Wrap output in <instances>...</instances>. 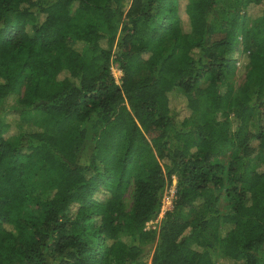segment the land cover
<instances>
[{
  "label": "trees",
  "instance_id": "trees-1",
  "mask_svg": "<svg viewBox=\"0 0 264 264\" xmlns=\"http://www.w3.org/2000/svg\"><path fill=\"white\" fill-rule=\"evenodd\" d=\"M148 258L264 264V0H0V264Z\"/></svg>",
  "mask_w": 264,
  "mask_h": 264
},
{
  "label": "rangeland",
  "instance_id": "rangeland-1",
  "mask_svg": "<svg viewBox=\"0 0 264 264\" xmlns=\"http://www.w3.org/2000/svg\"><path fill=\"white\" fill-rule=\"evenodd\" d=\"M183 3H184V1L181 2L180 7L183 6ZM222 3L228 9V11H231L233 13L240 10V0H222ZM219 35H220V33L215 31V32H213L212 38L216 39L219 37ZM170 46H171L170 42L166 43L164 50L167 52L169 50ZM235 65H236L235 72L232 75H226L224 77V82L230 83L232 85H237L242 81L241 63L239 61H237V63ZM111 72H112V75H113L115 81H117V79L121 75V72L115 64L112 65ZM140 73L144 74V69H142L140 71ZM24 118L33 120L35 123H39L41 116L37 113L28 112V113H26V115H24ZM197 122H198V114L193 113L188 120L189 128L193 129L196 126ZM233 155H234V151L226 150L223 153V155L221 156L220 161L224 164H227L228 162L232 161ZM252 164L255 165V158L252 161ZM176 181H177L176 176L173 175L171 177V182L169 183L168 187L163 192L162 205L164 206V208L162 207V209H160V211H163L164 209H166V211H167L171 208L170 205H172V201L174 199V189H175ZM131 192H132V189H131V187H129L127 189V191L125 192V195L123 197V206H124L125 211L128 210L129 206H130ZM220 208L222 211L227 209V204H226V201L224 200L223 197L220 200ZM156 220L157 219L150 220L146 224L145 228H152V226H155ZM145 264H150L149 258L145 261ZM218 264H225V262L223 260L219 259Z\"/></svg>",
  "mask_w": 264,
  "mask_h": 264
},
{
  "label": "built area",
  "instance_id": "built-area-1",
  "mask_svg": "<svg viewBox=\"0 0 264 264\" xmlns=\"http://www.w3.org/2000/svg\"><path fill=\"white\" fill-rule=\"evenodd\" d=\"M171 206V205H170ZM162 207L164 208V206L162 205V202H161V207H160V209H162ZM166 211V209H164L163 211H159V214H158V216H157V220L155 221V222H157L158 221V219L163 215V213ZM149 222V221H148ZM147 222V223H148ZM154 226H152V228H153Z\"/></svg>",
  "mask_w": 264,
  "mask_h": 264
}]
</instances>
